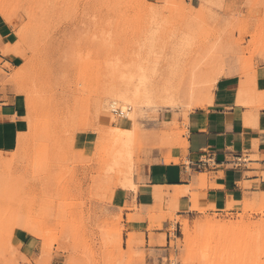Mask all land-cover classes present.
Masks as SVG:
<instances>
[{
	"label": "rangeland",
	"instance_id": "obj_1",
	"mask_svg": "<svg viewBox=\"0 0 264 264\" xmlns=\"http://www.w3.org/2000/svg\"><path fill=\"white\" fill-rule=\"evenodd\" d=\"M258 61L264 0H0V103L16 126L0 152V264H145L143 239L123 248L114 191L136 190L135 167L185 139L221 78L255 84ZM136 89L126 112L111 108ZM232 207L161 211L173 223L164 263L264 264V195ZM17 231L41 242L37 257Z\"/></svg>",
	"mask_w": 264,
	"mask_h": 264
},
{
	"label": "crops",
	"instance_id": "obj_2",
	"mask_svg": "<svg viewBox=\"0 0 264 264\" xmlns=\"http://www.w3.org/2000/svg\"><path fill=\"white\" fill-rule=\"evenodd\" d=\"M254 73L255 84L246 88L238 76L221 78L209 104L189 114L185 139L167 145L171 149L152 151L135 167L136 190L114 191L111 211L122 217L123 248L134 242L132 236L143 239L145 264H169L164 258L171 256L173 223L161 222V211L194 219L203 211L223 214L233 204L230 212L236 213L244 201L264 195V61H258ZM0 105L1 152L13 146L16 126L9 122L13 106ZM19 112L17 99V134ZM85 143H92L88 134ZM244 157L250 162L237 165ZM180 228L176 223L175 232ZM16 239L21 249H29L30 259L39 255V240L24 231H17Z\"/></svg>",
	"mask_w": 264,
	"mask_h": 264
},
{
	"label": "bare ground",
	"instance_id": "obj_3",
	"mask_svg": "<svg viewBox=\"0 0 264 264\" xmlns=\"http://www.w3.org/2000/svg\"><path fill=\"white\" fill-rule=\"evenodd\" d=\"M129 93H130V90H126V91H124L122 93H119L116 96H114V98L110 102L111 108L113 110H116L117 105H118V100L121 102V108H122L121 110H122V112H126L128 110V107H129L128 103L131 104V105H134V103L136 104L137 100H139V98H140L139 97L140 91L136 89V90H134L132 92V95H133L132 100H129V98L127 97V95ZM117 132L120 134L121 139H124V137H127L131 133L129 130H127V129H121L119 127H117Z\"/></svg>",
	"mask_w": 264,
	"mask_h": 264
},
{
	"label": "built area",
	"instance_id": "obj_4",
	"mask_svg": "<svg viewBox=\"0 0 264 264\" xmlns=\"http://www.w3.org/2000/svg\"><path fill=\"white\" fill-rule=\"evenodd\" d=\"M248 162H250V159H248V157H244L243 159L237 160V165H240L242 163H248Z\"/></svg>",
	"mask_w": 264,
	"mask_h": 264
}]
</instances>
